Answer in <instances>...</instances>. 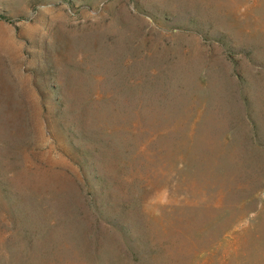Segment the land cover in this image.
I'll use <instances>...</instances> for the list:
<instances>
[{
    "label": "rangeland",
    "instance_id": "374dc122",
    "mask_svg": "<svg viewBox=\"0 0 264 264\" xmlns=\"http://www.w3.org/2000/svg\"><path fill=\"white\" fill-rule=\"evenodd\" d=\"M0 264H264V0H0Z\"/></svg>",
    "mask_w": 264,
    "mask_h": 264
}]
</instances>
